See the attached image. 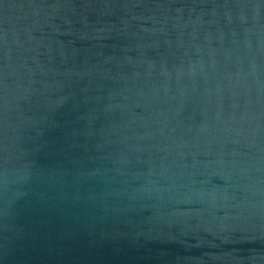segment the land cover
<instances>
[{
	"label": "water",
	"instance_id": "water-1",
	"mask_svg": "<svg viewBox=\"0 0 264 264\" xmlns=\"http://www.w3.org/2000/svg\"><path fill=\"white\" fill-rule=\"evenodd\" d=\"M0 264H264V0H0Z\"/></svg>",
	"mask_w": 264,
	"mask_h": 264
}]
</instances>
